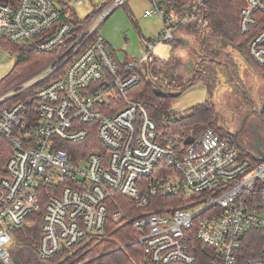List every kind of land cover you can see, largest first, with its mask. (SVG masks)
<instances>
[{
	"label": "built area",
	"instance_id": "1",
	"mask_svg": "<svg viewBox=\"0 0 264 264\" xmlns=\"http://www.w3.org/2000/svg\"><path fill=\"white\" fill-rule=\"evenodd\" d=\"M128 1H105L76 32L70 21L78 17L66 10L85 0H0V39L61 51L0 91V138L11 148L0 179V264H15L14 233L35 222L40 257L65 261L108 239L111 221L132 228L141 264H194L198 242L222 264H264V161L214 129L178 131L187 112L171 107L157 122L131 97L155 67L157 48L176 36L165 28L145 42L141 58L120 63L99 30ZM239 29L264 67V0H244ZM91 138L99 146L92 142L86 153ZM117 196L133 207H116Z\"/></svg>",
	"mask_w": 264,
	"mask_h": 264
},
{
	"label": "trees",
	"instance_id": "2",
	"mask_svg": "<svg viewBox=\"0 0 264 264\" xmlns=\"http://www.w3.org/2000/svg\"><path fill=\"white\" fill-rule=\"evenodd\" d=\"M202 4V5H200ZM160 7L165 9V17L178 18V22L187 26L188 31L197 34L200 43L198 63L191 78L183 83L186 87L193 86L196 82H204L212 95L209 84L216 74L224 72L232 87L241 91L237 80L240 78L238 66L229 56L223 52V48H232L236 55L255 74L264 76V67L258 66L250 57V37L241 34L239 29L240 10L244 0H162ZM76 32H79L84 24L79 18L70 21ZM175 48L181 45L180 41L172 43ZM0 48L9 49L16 55V63L11 72L0 82V91H6L44 69L54 62L60 54V50L51 53H40L28 45H18L5 39H0ZM222 48V49H221ZM231 59V60H230ZM234 59V58H233ZM155 67L142 75L140 83L131 90L134 100L142 101L151 118L161 122L168 109L172 107V100L176 96L160 92L156 89L155 82L166 81L167 86L179 85L182 77L175 75V70L180 63L175 57L167 60L155 58ZM264 116V105L261 111ZM211 128L225 137L230 134L219 127L218 115L215 105L211 100L198 104L190 109L186 117L178 121L177 130L180 132L199 134ZM97 142L94 138L89 140V146ZM88 146V147H89ZM99 146V145H97ZM87 148V147H86ZM89 147L85 151H92ZM10 145L0 138V179L5 175V166L10 157ZM77 158V156H75ZM120 203L116 207H133V203L121 196L115 197ZM152 212L159 211L157 207L147 209ZM139 212V211H138ZM143 212V211H142ZM142 212L138 213L141 214ZM107 232L110 237L95 243L93 249L84 250L60 261L59 257L45 260L40 257L34 248L41 235V224L35 222L33 226L16 230L15 242L10 249L11 259L15 264H141L144 252L139 244H132L136 240V234L132 228L124 222H109ZM249 245L254 244V238H250ZM194 264H222L220 255L213 249L197 243ZM124 247V248H121ZM251 252L248 256L259 251ZM121 248V249H120Z\"/></svg>",
	"mask_w": 264,
	"mask_h": 264
},
{
	"label": "rangeland",
	"instance_id": "3",
	"mask_svg": "<svg viewBox=\"0 0 264 264\" xmlns=\"http://www.w3.org/2000/svg\"><path fill=\"white\" fill-rule=\"evenodd\" d=\"M104 1L108 2V0H85V3L78 7L70 4L71 9L66 12L70 18L77 16L84 21L93 15ZM146 11H152V15L146 16ZM174 19L178 18L174 17ZM163 27V20L155 11L152 0H129L125 6L118 8L108 17L99 33L116 52L118 60L123 63L127 58H141L144 41L157 37ZM184 30L190 32L185 24L181 27V31ZM192 35L187 36L190 38ZM172 50V44H166L158 47L154 56L160 60H167ZM181 50L188 55L195 53L194 45L188 41L187 47ZM222 50L229 53V57L238 66L240 78L237 82L241 86V91L231 86V80L228 81L224 72L216 74L215 78L210 80L212 95L204 82L198 81L189 87L183 85L191 77L175 87L166 86L164 80L155 82L156 89L176 96L172 100V108L180 112L189 113L192 107L211 100L216 108L220 128L230 134L233 139L236 138L242 148L253 152L255 146L259 145L261 151L264 152V116L261 115L264 105V76L259 73L254 76L250 71H246L248 69L232 48L225 47ZM15 63L16 55L9 49L0 48V82L11 72ZM189 66H191L190 63H187L180 67L177 66V69H183L189 75L191 74L189 70L192 69ZM45 75H47L46 72L41 77Z\"/></svg>",
	"mask_w": 264,
	"mask_h": 264
},
{
	"label": "crops",
	"instance_id": "4",
	"mask_svg": "<svg viewBox=\"0 0 264 264\" xmlns=\"http://www.w3.org/2000/svg\"><path fill=\"white\" fill-rule=\"evenodd\" d=\"M153 1V3L154 2H156V3H158L159 4V1H157V0H152ZM105 2V1H104ZM103 2V3H104ZM85 3V2H84ZM102 3V4H103ZM165 9L163 8V14H164V16H165V11H164ZM147 12V11H146ZM145 15H146V13H145ZM152 15V14H151ZM151 15H146V16H151ZM87 19V18H86ZM162 19V18H161ZM166 19H167V23L165 24L164 23V21H163V30H162V32L164 31V29L165 28H173L174 30H175V36H176V40L177 41H180L181 42V45L179 46V47H177V48H175L174 46H173V44H172V46H173V50L171 51V55H170V57H175L177 60H178V62L180 63V66H182V65H184V64H187V63H190V65L191 66H189V67H192V69H190L189 71L191 72V74H193L192 72H194L195 71V69H196V64L198 63V57H199V48H200V43L198 42V38H197V35L195 34V33H190V32H187V30H184L183 32L181 31V23L180 22H178L176 19H168L167 17H166ZM177 21V22H176ZM184 26V25H183ZM186 26V25H185ZM161 32V33H162ZM160 33V34H161ZM160 34L157 36V37H155V38H153L152 40H145L144 41V43L146 42V41H153V40H156L159 36H160ZM189 34H193L190 38H189V36H187V35H189ZM187 41H188V43H191V45L193 44L194 45V50H195V53H192L191 55H188L186 52H183L181 49H183V47H187ZM166 45V44H165ZM161 46H163V45H161ZM161 46H159V47H161ZM113 51V50H112ZM143 51H144V48H143V50H142V53H143ZM113 53L115 54V56H116V58H117V60H118V57H117V54H116V52H114L113 51ZM170 57H168V58H170ZM156 58V57H155ZM137 58H132V59H128L127 58V60L125 61V62H123L122 64H126V63H129V62H131V61H133V60H136ZM158 59V58H157ZM119 61V60H118ZM120 62V61H119ZM243 64H244V66L246 67V69H248V70H246V71H250V73H252L254 76L255 75H257V74H255L243 61H241ZM121 63V62H120ZM179 66V67H180ZM191 74H187L186 72H184L183 71V69H176L175 70V75L176 76H178V77H182L183 78V80H186V78L188 79V78H190L191 77ZM254 78V77H253Z\"/></svg>",
	"mask_w": 264,
	"mask_h": 264
},
{
	"label": "water",
	"instance_id": "5",
	"mask_svg": "<svg viewBox=\"0 0 264 264\" xmlns=\"http://www.w3.org/2000/svg\"><path fill=\"white\" fill-rule=\"evenodd\" d=\"M187 142H188V143H191V142H193V139L190 138ZM255 151H256V152H255L256 155L258 156V159L264 161V152L261 151L259 145H256V146H255Z\"/></svg>",
	"mask_w": 264,
	"mask_h": 264
},
{
	"label": "flooded vegetation",
	"instance_id": "6",
	"mask_svg": "<svg viewBox=\"0 0 264 264\" xmlns=\"http://www.w3.org/2000/svg\"><path fill=\"white\" fill-rule=\"evenodd\" d=\"M254 152H256V151H254Z\"/></svg>",
	"mask_w": 264,
	"mask_h": 264
}]
</instances>
